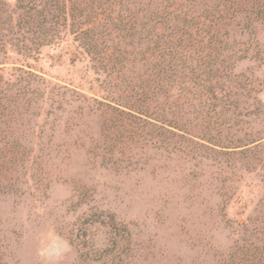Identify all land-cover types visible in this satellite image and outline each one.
Wrapping results in <instances>:
<instances>
[{
    "label": "rangeland",
    "instance_id": "rangeland-1",
    "mask_svg": "<svg viewBox=\"0 0 264 264\" xmlns=\"http://www.w3.org/2000/svg\"><path fill=\"white\" fill-rule=\"evenodd\" d=\"M2 1L16 9L18 0ZM250 19L228 29L227 48L241 57L233 73L245 90L228 99L238 101L234 114L220 113L221 103L215 108L222 126L210 134L223 149L195 140L186 147L183 141L200 131L184 120L172 144L110 122L105 104L112 92L68 27L57 28L59 39L39 55L5 46L0 70L19 75L16 82L29 92L17 109L11 105L22 96L9 98L0 124V153L11 157L0 167V260L229 264L231 254L260 246L264 21ZM43 88L47 102L37 94ZM193 103L200 107L202 99Z\"/></svg>",
    "mask_w": 264,
    "mask_h": 264
},
{
    "label": "trees",
    "instance_id": "trees-1",
    "mask_svg": "<svg viewBox=\"0 0 264 264\" xmlns=\"http://www.w3.org/2000/svg\"><path fill=\"white\" fill-rule=\"evenodd\" d=\"M238 18L264 21V0H18L10 11L0 0V53L8 46L16 54L39 55L41 47L59 39L57 28L68 27L112 92L105 104L115 118L110 122L172 144L184 120L200 131L183 141L186 147L195 140L223 149L221 131L213 144L210 130L222 126L220 113L238 109L230 95L239 98L237 91L245 90L233 73L241 57L227 48L228 29ZM18 76L0 70V124L9 98L22 96L11 105L17 109L29 92L16 82ZM43 90L37 94L47 102L50 92ZM195 98L202 99L200 107ZM4 156L1 152L0 167L11 160ZM252 248L231 254L229 264H264V241Z\"/></svg>",
    "mask_w": 264,
    "mask_h": 264
}]
</instances>
